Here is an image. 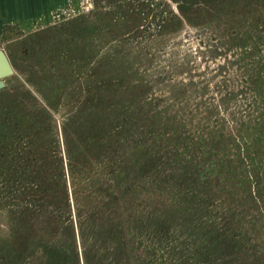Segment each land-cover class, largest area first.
<instances>
[{"label": "rangeland", "instance_id": "rangeland-1", "mask_svg": "<svg viewBox=\"0 0 264 264\" xmlns=\"http://www.w3.org/2000/svg\"><path fill=\"white\" fill-rule=\"evenodd\" d=\"M2 45L0 264H264V0H72Z\"/></svg>", "mask_w": 264, "mask_h": 264}, {"label": "crops", "instance_id": "crops-1", "mask_svg": "<svg viewBox=\"0 0 264 264\" xmlns=\"http://www.w3.org/2000/svg\"><path fill=\"white\" fill-rule=\"evenodd\" d=\"M69 1L72 0H0V48L5 49L2 42L9 33L35 19L48 17Z\"/></svg>", "mask_w": 264, "mask_h": 264}, {"label": "water", "instance_id": "water-1", "mask_svg": "<svg viewBox=\"0 0 264 264\" xmlns=\"http://www.w3.org/2000/svg\"><path fill=\"white\" fill-rule=\"evenodd\" d=\"M13 73V68L6 52L0 48V87L4 85V78Z\"/></svg>", "mask_w": 264, "mask_h": 264}]
</instances>
